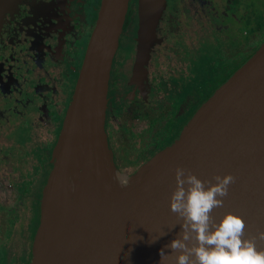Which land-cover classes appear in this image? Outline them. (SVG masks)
Returning <instances> with one entry per match:
<instances>
[{"label": "water", "instance_id": "water-1", "mask_svg": "<svg viewBox=\"0 0 264 264\" xmlns=\"http://www.w3.org/2000/svg\"><path fill=\"white\" fill-rule=\"evenodd\" d=\"M9 1L0 0V18ZM161 2L136 0V41L132 65V74L136 78L141 76L145 65ZM123 4L124 0L100 2L61 131L52 150V197L47 196L44 204L38 237L50 228L53 200L61 204L62 223L63 187L70 166H67V159L77 125L80 139L78 168L84 192L83 223L78 221L69 227L60 225L58 233L50 231L34 264H159V250L169 252L165 245L181 231L168 201L175 186L173 170L177 165L190 169L202 180H211L216 173L236 176V183L230 186L224 207L215 209L213 217L232 212L245 220L249 232L254 234L258 229L264 230L263 40L247 60L215 89L177 141L137 179L156 168L148 178L112 206L110 219L100 231L90 239L86 236L74 244V237L83 233L82 225L86 219L89 224L88 216L98 200L96 138L100 139L104 157L114 172L105 149L101 96L103 71ZM91 113L96 121L93 128ZM82 241L84 245L81 246ZM257 248L264 250V241H258ZM166 264H174V261L169 260Z\"/></svg>", "mask_w": 264, "mask_h": 264}, {"label": "flooded vegetation", "instance_id": "flooded-vegetation-1", "mask_svg": "<svg viewBox=\"0 0 264 264\" xmlns=\"http://www.w3.org/2000/svg\"><path fill=\"white\" fill-rule=\"evenodd\" d=\"M169 1L165 0V4ZM100 2L13 0L0 18V134L11 135L15 150L10 154L13 159L0 160L5 167L0 177L4 181L8 178L18 181L10 190L12 198L18 199L25 193L26 198H33L37 167L51 163L52 141L58 137L60 119L65 114ZM177 2L179 5L185 4L192 13H205L209 7V0ZM244 7L248 8L247 13H244ZM179 12L174 6L166 5L155 32L160 29V20L164 22L161 31L177 30L176 14ZM218 14L225 44H217L208 52L209 57L202 60L200 70L204 73L201 76L203 83L195 89H187L185 75L177 78L174 74L176 68L168 59L155 56L146 58L141 76L134 77L135 45L127 53L128 63L123 69L129 72L120 84L129 86V90L114 98L120 106L116 113V138L122 141V145H119L122 150L129 152L134 160H138L143 152L149 153L162 147L174 131L177 121L186 116L206 92L213 90L219 81L222 82L240 67L244 63V54L252 53L264 38L261 37L264 33V0H224ZM261 25L262 28H259ZM188 52V49L184 50L187 56ZM196 80L190 83L195 85ZM109 98L107 119L111 116L113 104ZM13 105L15 107L12 108ZM20 111L23 113L19 114ZM11 119L15 124H10ZM158 119H162L163 134L156 137L145 134L141 127L156 126ZM136 126L141 129L138 138H130L122 133L126 129L137 131ZM113 143L118 145L115 141ZM0 150V153L8 150L1 140ZM21 166L26 167L23 173V170L17 171ZM2 210L0 238L3 237V227H7L6 217L9 215L8 209Z\"/></svg>", "mask_w": 264, "mask_h": 264}, {"label": "rangeland", "instance_id": "rangeland-1", "mask_svg": "<svg viewBox=\"0 0 264 264\" xmlns=\"http://www.w3.org/2000/svg\"><path fill=\"white\" fill-rule=\"evenodd\" d=\"M176 1L177 0H170L168 4H165V0H162L160 10L158 11L159 15L157 21H159L158 19L161 11L166 5H169L171 8L174 6V8L180 10V12L176 14V21L178 22L177 30L166 32L161 31L164 22L160 20L159 31L155 32L154 28V37L150 44V52H148L150 55H147V59H150L151 56L168 59L176 68L174 74L178 79L182 75L186 76L188 80L185 79L184 82L186 83L187 89L191 90L200 86V83H203L201 76H203L204 73L200 70L202 60L207 56L209 57L208 52H211L213 47H217V44H219L218 46L225 44L222 36L223 25L217 20L219 18L218 13L220 7L223 5L224 0H209V7L205 13H199L198 11L192 13L187 9L185 4L179 5V2L176 3ZM244 10V13L248 12L247 7H244ZM95 19L96 17L93 21H95ZM259 28H262V25L259 26ZM261 37H264V33ZM263 40L264 38L259 42L258 46ZM135 41L136 0H124L115 38L103 71V88L101 96V119L104 131L103 137L105 149L109 157L111 169L114 170L116 176L124 180L137 179L143 176L152 164L161 157L165 150L177 141L181 133L190 124L196 112L205 104L209 97L214 93L215 89L239 68L238 66L233 70L222 82L219 81L213 90L206 92L188 114L177 121L174 131L162 147L149 153L147 151L143 153L140 152L141 154H139L138 160H134L129 152L122 150L119 146L122 145V141H119L116 138V132L118 131H116V128H118L116 123V113L120 110V106L114 98L119 93L126 94L129 90V86L124 87L120 82L123 80L124 76L128 75L129 70H125L123 67L128 63V60L126 59L127 53L134 47ZM244 41H246L245 38ZM232 44H234V42H232ZM185 49L189 50L188 56L184 54ZM252 53H245L244 61H246ZM208 66L210 65L208 64ZM191 80L197 81L195 82V85H193L192 82L190 83ZM161 85L163 86L164 83ZM42 86L43 85H41V88H43ZM109 95L111 98H109ZM108 98L113 100L112 108L110 110L111 116L109 119H107V109H109V106L107 105ZM21 104H24V102ZM13 107H15V105H13L12 108ZM22 113L23 112L21 111L19 112V114ZM64 115L61 116L60 126H62ZM161 120L162 119H158L156 126L146 128V125H143L141 128H143L144 133L148 136L151 135L152 137H156L160 134L162 135L164 127L163 124L160 123ZM9 122L10 124H15L13 119L9 120ZM131 130L126 129L123 130V132L121 130V132L124 133V135H127V137L138 138V133L141 129L138 127L137 131L132 132ZM60 131L61 127L57 130L58 135ZM53 132L55 135L56 129H54ZM10 137V134H0V140L8 147L7 151H2L3 153H0V160L2 158H12L10 154L15 152ZM56 141L57 139L54 140V142L52 141L53 147ZM114 141L117 142L118 145H114ZM3 168L5 167L2 163L0 164V175L3 172ZM25 168V166H21V169L19 170L18 167L17 171L19 172L23 170L21 172L23 173ZM51 170L52 163L43 167H37L35 175V193L34 197L31 199L26 198V193L18 199H16V197L12 198L10 190L18 181L15 178H8L4 181L3 178L0 177L2 179L0 180V212L3 211V208L8 209L9 211V215L6 217L8 219V222L6 221L7 227H3V237L0 238V264H34L38 252L41 250V246L43 245L44 247L47 242L48 233L50 231H56L58 233L61 225V204L53 200L48 226L50 228L49 230L45 229L44 234L38 237L44 204L47 196H50V198L52 197ZM12 218L17 219L16 221L11 222L10 219Z\"/></svg>", "mask_w": 264, "mask_h": 264}, {"label": "clouds", "instance_id": "clouds-1", "mask_svg": "<svg viewBox=\"0 0 264 264\" xmlns=\"http://www.w3.org/2000/svg\"><path fill=\"white\" fill-rule=\"evenodd\" d=\"M173 172L175 186L168 201L181 231L165 245L169 252L159 250V264L169 260L174 264H264V250L257 248V242L264 241V230L249 232L245 220L232 212L219 218L212 215L224 207L237 177L216 173L211 180H202L179 165ZM120 186L127 187V183Z\"/></svg>", "mask_w": 264, "mask_h": 264}, {"label": "bare ground", "instance_id": "bare-ground-1", "mask_svg": "<svg viewBox=\"0 0 264 264\" xmlns=\"http://www.w3.org/2000/svg\"><path fill=\"white\" fill-rule=\"evenodd\" d=\"M226 88L227 86L225 89ZM224 90L221 92V94L224 92ZM95 122V115L91 113L92 128L94 127ZM79 140V126L77 125L71 151L67 159V166H70L67 171L63 187V220L61 226L69 227L78 221L83 223L81 218L85 215L83 209L84 192L81 173L78 168V161L80 158ZM94 144L96 147V157L98 162V200L97 203L93 205V211L88 216L90 219L89 224L86 219L84 225H82L83 233L77 234V236L74 237V244L80 242L86 236L87 238L89 237L88 239H90L93 235L98 233L110 219V209L112 206L118 204L122 199L130 195L132 191H134L139 186V184L143 182L146 177L148 178V176L156 169L154 168L140 179L124 180L119 178L113 171L110 170L109 165L107 164L100 139L96 138ZM125 182L127 183V187H121L120 184ZM82 245H84V241H82L81 246Z\"/></svg>", "mask_w": 264, "mask_h": 264}, {"label": "trees", "instance_id": "trees-1", "mask_svg": "<svg viewBox=\"0 0 264 264\" xmlns=\"http://www.w3.org/2000/svg\"><path fill=\"white\" fill-rule=\"evenodd\" d=\"M12 2H13V0H10L9 3H8V5H7V7H8V6H11ZM7 7H6V8H7Z\"/></svg>", "mask_w": 264, "mask_h": 264}]
</instances>
